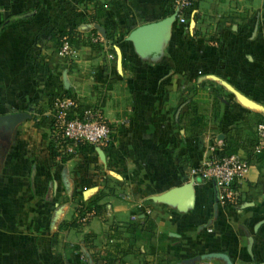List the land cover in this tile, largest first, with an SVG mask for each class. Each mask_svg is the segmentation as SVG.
I'll list each match as a JSON object with an SVG mask.
<instances>
[{
	"label": "crops",
	"instance_id": "obj_1",
	"mask_svg": "<svg viewBox=\"0 0 264 264\" xmlns=\"http://www.w3.org/2000/svg\"><path fill=\"white\" fill-rule=\"evenodd\" d=\"M95 2L105 7L103 26L90 21ZM168 11V0H0V115L29 113L0 126V264H93L92 251L115 264H226L195 259L207 253L264 264V149L255 148V125L264 122V0H193L156 53L138 55L128 33ZM69 29L76 45L63 58L49 33ZM57 94H69L76 111L97 108L109 141L71 154L57 148L51 159L26 106L49 115L45 96ZM227 153L248 163L233 184L234 206L220 205L214 184L189 173ZM183 184L188 204L159 199ZM94 195L97 212L68 225ZM146 218L151 232L141 230ZM127 225L139 234L122 254Z\"/></svg>",
	"mask_w": 264,
	"mask_h": 264
},
{
	"label": "built area",
	"instance_id": "obj_2",
	"mask_svg": "<svg viewBox=\"0 0 264 264\" xmlns=\"http://www.w3.org/2000/svg\"><path fill=\"white\" fill-rule=\"evenodd\" d=\"M192 6L193 0H172L171 13L174 12L175 20L182 24L184 14L189 13ZM72 54L70 45L62 38L57 55L70 58ZM76 108V101L63 95L55 96L50 107L49 114L53 118L50 134L57 140L58 148L66 154L73 153L79 145L106 144L110 139V126L97 108L86 107L80 111H76ZM255 137L256 150L264 149V122L255 125ZM247 168L245 159L231 153L206 159L191 167L189 173L214 184L216 200L220 205L234 206L237 198L233 184L244 177ZM130 218L135 217L132 215Z\"/></svg>",
	"mask_w": 264,
	"mask_h": 264
},
{
	"label": "trees",
	"instance_id": "obj_3",
	"mask_svg": "<svg viewBox=\"0 0 264 264\" xmlns=\"http://www.w3.org/2000/svg\"><path fill=\"white\" fill-rule=\"evenodd\" d=\"M168 2H169L168 13H170L172 11L171 10L172 0H168ZM37 6L38 5H36L35 8H37ZM104 9H105V7L103 6V4L95 2L94 3V16L90 19V21H92L98 25L103 26L101 19L105 15ZM188 15H189V13H185L184 18L188 17ZM4 25H5V23L3 21L0 22V31L2 30ZM104 29H105V38L110 40L112 43H115L116 37L112 33H109L107 31V29L105 28V26H104ZM74 32H75L74 30L69 29L65 32L51 31L49 33L48 41L51 43V45L53 47V52L55 54H57V51H58V48L61 44L62 38H64L69 45H76V41L73 37ZM57 95L69 96V94H57ZM57 95H46L45 96L47 98L49 104H50V107H51V103H52L53 98ZM31 106L32 105H27L26 109H30L31 113L33 112L32 113L33 125L38 131H41V136L43 138L47 139L48 153H49L50 158L53 159V157L57 156V154H58V152L56 151L58 148V144L56 143L57 140L55 138H53L50 134V129H51V125L53 122V118L50 114L49 115H43L39 109H35V108L33 109V107H31ZM75 110H78V108H76ZM44 128H46L47 131H43ZM85 145H87V144L79 145L76 149L82 148ZM227 154H231V153H227ZM224 155H226V154H224ZM60 160L62 161V158H60ZM97 200H98V197L96 195H94L93 197L88 199L86 202L81 203L80 206L78 208H76V211H77L76 216L72 219V221H70V223L68 225H70L72 227H76L78 224L77 219L81 218L84 212H91L92 211V213L93 212L96 213L97 210L99 209V205L96 204ZM65 225H67V224H65ZM153 226H154V223H153L152 219L146 218L143 222V225L141 226V230L146 231V232H151L153 230ZM126 229H128L130 232H133V233H130L131 237L128 240H126V242H128V246L123 251L122 254H126L127 252L130 251V248L132 246V242L137 238V236L139 234V233H134L135 230L137 229L136 225H127ZM145 234H151V233H145ZM110 239H111V237H110ZM85 240L86 239L84 237L83 245L85 247H87L89 245L85 244V242H86ZM112 247L116 248L117 247L116 243L112 244ZM73 249L78 250V246L73 245ZM89 256H90V259L93 262V264H115V262L117 260L116 258L112 257V255H110L109 253H104L103 255H101L95 251H92L89 253ZM142 264H148V263L142 262Z\"/></svg>",
	"mask_w": 264,
	"mask_h": 264
},
{
	"label": "water",
	"instance_id": "obj_4",
	"mask_svg": "<svg viewBox=\"0 0 264 264\" xmlns=\"http://www.w3.org/2000/svg\"><path fill=\"white\" fill-rule=\"evenodd\" d=\"M174 20L175 13L172 12L157 21L139 25L128 33L127 40L132 42L134 50L138 55L143 56L148 53L154 55L158 50V46L163 39V35L168 26ZM94 28L103 36V29L100 26L94 25ZM28 117L29 113L25 111L0 115V126L13 125ZM190 198L191 192L188 184L171 188L159 196V199L163 201L180 203L183 205L188 204ZM211 258H221L226 264H231L228 257L222 253H207L200 255L195 259L199 260Z\"/></svg>",
	"mask_w": 264,
	"mask_h": 264
}]
</instances>
